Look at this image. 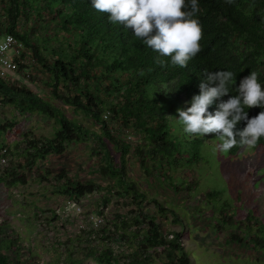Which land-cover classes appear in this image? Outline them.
Masks as SVG:
<instances>
[{
	"label": "trees",
	"instance_id": "16d2710c",
	"mask_svg": "<svg viewBox=\"0 0 264 264\" xmlns=\"http://www.w3.org/2000/svg\"><path fill=\"white\" fill-rule=\"evenodd\" d=\"M198 4L200 10L194 18L202 26L201 51L181 68L136 38L132 29L110 23V14L94 9L92 0H0V35H13L24 47L22 59L28 61L18 62V72L27 71L31 78V70L40 69L48 76L49 89V99L43 98L19 83L0 78V110L8 107L18 116H44L56 125L50 137H35L31 132L22 136V149L17 153L21 163H14L9 147L0 143V149L7 148L9 156L8 165L0 168V184L23 185L24 170L46 163L49 156L60 155L71 145L91 141L100 151L98 174L110 183L105 187L82 183L61 172L56 179L65 182L58 187V194L76 203L98 194L103 207L114 198L122 202V208L101 227H89L70 238L55 264H197L202 258L197 246L193 244L189 250L182 237L186 234L189 240V217L192 222L208 208L188 210L151 195L128 172L132 154L146 178L169 186L174 197L178 193L192 196L197 187L196 173L177 176L176 172L190 170L202 159V145L213 144L211 140L222 142L214 133H186L183 125L178 126L180 134L176 135L170 128L174 117L160 108L154 97L157 91L179 99L184 96L186 109L199 94L205 69L235 74L229 95H237L240 80L253 71L264 90V0H198ZM38 26L53 29L62 37L53 38L54 33L52 38L47 34L41 38L35 30ZM158 59L168 61V66L162 68ZM52 101L82 114L99 132L69 118ZM215 108L214 103L209 111ZM244 110L251 118L264 108L245 106ZM15 125V117L0 116V138ZM244 127L243 121L236 126L238 130ZM125 130L136 143L127 140ZM262 147L264 137L255 146L237 144L228 154L248 159L249 154L262 152L258 150ZM202 196L213 207L210 221L214 232L225 230L229 234L225 245L244 244L264 252V223L252 212L242 218L236 216L220 191H207ZM151 205L155 212L149 209ZM51 213L49 224L60 219ZM167 215L172 217L170 221ZM168 222L179 230H165ZM0 264H30L22 258L20 241L9 233L0 236Z\"/></svg>",
	"mask_w": 264,
	"mask_h": 264
},
{
	"label": "rangeland",
	"instance_id": "374dc122",
	"mask_svg": "<svg viewBox=\"0 0 264 264\" xmlns=\"http://www.w3.org/2000/svg\"><path fill=\"white\" fill-rule=\"evenodd\" d=\"M35 30L41 38L44 37L43 34L52 38L54 33L53 38L62 37L53 29L46 30L38 26ZM17 79H19L20 86L49 99V89L46 84L48 76L40 69L31 70L30 79H23L21 76ZM171 95L168 92L162 94L161 91H157L154 97L160 108L167 115L174 117L170 128L178 135L180 134L178 126L182 123L178 120L176 110L184 108L183 104L186 103V99L184 96L179 99L175 94ZM52 102L61 106L69 118L99 132L98 127L92 126L91 121L82 114L74 112L71 107L63 105L60 101ZM3 115L6 118H16L14 128L0 138V143L8 146L13 154L14 163L22 162L21 158L17 157V153L22 149V136L25 133L31 132L35 137H50L56 128L53 120L44 116L36 114L18 116L8 107L0 110V116ZM136 141L135 138L134 143ZM211 141L213 144L200 147L202 159L198 163H193L190 170L176 172L177 176L183 175V172L189 175L196 173L197 187L192 196L178 193L174 197L169 186L155 182L154 178H146L138 167L136 157L132 154L128 157L129 176L141 188L146 189L151 195H157L160 199L188 208V210L208 208L205 211L203 209L199 215H195L192 222L189 217V240L193 243L188 240L186 234L182 237L185 245L189 246V250L195 247L193 244L197 246L202 257L197 260V264H264V252L259 249H253L244 244H237L236 247L231 248L225 245L229 234L225 230L214 232L213 223L210 221L213 207L207 205L202 196L207 191H220L222 199H227L230 204V212L233 210L236 216L239 215L242 218L249 211L260 223H264V147L258 149L262 152H253L247 156L248 159H243L239 158L240 156L233 157L229 156L228 152L219 151L221 143ZM99 152L98 147L91 141L71 145L62 154L49 156L46 163L30 170H24L25 184H18L15 187H5L0 184V226L2 227L0 232L5 236L9 233L20 241L24 261H29L30 264H55L60 252L69 242L68 240L79 234L81 230L85 231L90 227V223L86 222L87 215H102L106 222L119 208H122V202H118L117 198L112 199L106 207H103L101 195L94 194L78 202L81 207V212L78 213L74 208H67V198L58 194V187L65 182V179L62 181L56 179L61 172L66 177L82 183L94 182L103 187L110 183L98 174ZM191 166L189 165V168ZM236 195H240L239 202L236 201ZM183 200H185L184 203ZM149 207L151 212H155L153 205ZM51 212L58 215L60 219L49 224L52 218ZM167 216L170 221L172 217ZM192 223L197 227H194ZM80 224L83 228H79ZM167 228L179 230L178 226H173L170 222L164 225V229ZM196 258H198L197 254L194 255L195 261ZM85 264L94 263L87 261Z\"/></svg>",
	"mask_w": 264,
	"mask_h": 264
},
{
	"label": "clouds",
	"instance_id": "9594fccd",
	"mask_svg": "<svg viewBox=\"0 0 264 264\" xmlns=\"http://www.w3.org/2000/svg\"><path fill=\"white\" fill-rule=\"evenodd\" d=\"M92 7L109 13L110 23L132 29L134 36L160 57L170 58L172 66L187 67L201 51L202 26L194 18L200 10L198 0H92ZM157 63L162 68L168 66L164 59ZM203 75L205 79L199 83V94L192 97L191 106L176 110L184 131L203 136L216 134L222 141L219 151L224 153L237 144L255 146L264 137V111L249 118L244 108H264L258 73L253 71L240 80L235 88L237 95H229V85L235 80L233 72L205 69ZM225 96L227 100L222 99ZM214 103L216 108L211 112L209 108ZM241 121L245 127L238 130L236 126Z\"/></svg>",
	"mask_w": 264,
	"mask_h": 264
},
{
	"label": "built area",
	"instance_id": "2783aa9c",
	"mask_svg": "<svg viewBox=\"0 0 264 264\" xmlns=\"http://www.w3.org/2000/svg\"><path fill=\"white\" fill-rule=\"evenodd\" d=\"M23 45L13 36L8 34L0 35V78L9 81L10 83H19L18 76L23 79H30V74L27 71L18 72V62L28 63L22 59L24 53ZM107 118V116H105ZM127 140L134 141L133 136L129 130L124 131ZM9 162V156L7 148L0 149V168L7 166ZM67 208H74L78 213L81 212V207L78 203L71 199L66 200ZM86 222L90 223V227L99 228L104 223L102 215L89 214L86 216ZM79 228H83L80 224Z\"/></svg>",
	"mask_w": 264,
	"mask_h": 264
}]
</instances>
